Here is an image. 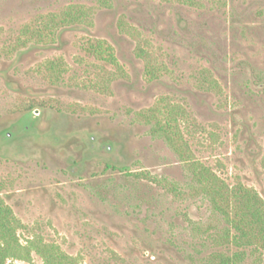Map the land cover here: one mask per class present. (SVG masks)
Wrapping results in <instances>:
<instances>
[{
    "label": "rangeland",
    "instance_id": "374dc122",
    "mask_svg": "<svg viewBox=\"0 0 264 264\" xmlns=\"http://www.w3.org/2000/svg\"><path fill=\"white\" fill-rule=\"evenodd\" d=\"M190 1L0 0V198L26 227L22 245L41 240L81 264H212L213 253L236 252L194 230L210 220L208 203L137 177L188 189L180 159L137 121L165 99L188 112L195 156L264 199V0ZM71 5L91 10V27L22 45L25 27ZM122 19L167 69L159 80H148ZM92 41L110 44L119 67L90 54ZM58 60L57 80L45 65ZM205 71L217 91L201 88ZM100 72L120 74L108 92L93 87Z\"/></svg>",
    "mask_w": 264,
    "mask_h": 264
},
{
    "label": "trees",
    "instance_id": "16d2710c",
    "mask_svg": "<svg viewBox=\"0 0 264 264\" xmlns=\"http://www.w3.org/2000/svg\"><path fill=\"white\" fill-rule=\"evenodd\" d=\"M176 1L194 5L190 0ZM98 3L101 7H111L110 0H98ZM81 25L92 26L91 10L84 5H71L58 14H50L44 20L25 27L22 45L53 44L61 30ZM118 27L120 32L137 41L136 56L146 61V76L149 81L159 80L167 73V69L157 63L149 49V43L142 42L139 32L133 26L122 19ZM86 50L98 60L119 67L114 48L107 42L92 41L88 43ZM45 69L57 80L66 73V65L61 60L47 62ZM103 71L104 68L101 72ZM101 72L95 82H92L93 87L98 91L108 92L111 82L120 74L108 72L106 76L105 72ZM199 82L204 90L215 92L219 89L217 81L208 71L203 72ZM137 121L149 126L151 135L162 139L177 155L188 175L189 185L187 190H182L177 183L154 177L147 172H142L137 177L163 186L174 199L202 200L208 203L210 220L196 223L194 230L198 234H214V241L218 245L236 249L232 255L215 252L210 256V262L245 264L249 261L251 264H264V199L255 189L242 182L229 185L195 156L183 131L184 124L189 121L188 112L179 105L161 99L150 110L138 114ZM23 228L26 227L0 198V264L31 263L33 253L40 256L44 264H81L78 258L41 240L32 239L27 246L22 245L18 231Z\"/></svg>",
    "mask_w": 264,
    "mask_h": 264
}]
</instances>
